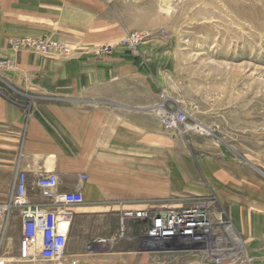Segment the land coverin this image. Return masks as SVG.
Here are the masks:
<instances>
[{
	"label": "rangeland",
	"instance_id": "374dc122",
	"mask_svg": "<svg viewBox=\"0 0 264 264\" xmlns=\"http://www.w3.org/2000/svg\"><path fill=\"white\" fill-rule=\"evenodd\" d=\"M56 2L0 0V97L26 120L41 102L111 106L89 95L87 86L102 80L123 77L127 93H160L154 110L162 125L160 107L187 114L174 130L162 127L174 136L173 170L144 176L142 188L118 165L108 184L140 188L141 203L208 202L242 243L241 255L236 250L222 264H264V0ZM134 34L140 43L127 45ZM50 82L56 88L44 91ZM21 155L22 148L17 162ZM16 175L0 179V201L9 199ZM105 226L96 225L89 251L106 252ZM7 231L0 227V264H50L16 259ZM157 263L144 254L142 264Z\"/></svg>",
	"mask_w": 264,
	"mask_h": 264
},
{
	"label": "crops",
	"instance_id": "0c3cea01",
	"mask_svg": "<svg viewBox=\"0 0 264 264\" xmlns=\"http://www.w3.org/2000/svg\"><path fill=\"white\" fill-rule=\"evenodd\" d=\"M49 3L55 6L60 2L49 0ZM47 84L44 91L49 92L57 85ZM87 89L92 99H101L111 106L98 107L91 102H41L25 120L19 106L0 97V179L5 174L24 171L28 176V198L34 204L46 202L35 186L37 175L41 173L57 174L62 191L80 189L83 192L85 202L72 208L74 219L68 245V252L78 264H142L144 254L152 255L157 264L168 262L166 256L142 250L137 225L129 222L122 233L120 212L122 208L141 205L142 199L136 194L140 188L126 184L112 186L106 176L112 174L114 166L123 165L126 168L123 174H128L130 181L142 187L144 176L151 181L154 171L166 174L169 169L173 170L174 136L164 131L154 110L160 102V93L150 91L146 97L137 90L127 93L123 77L102 80L100 84L88 85ZM20 148L22 158L17 162ZM81 174L87 175L83 183ZM161 181L165 183L164 179ZM163 187L151 189L163 190ZM104 222L106 252L89 251L96 225L101 232ZM8 226L6 243L18 259L19 210L13 212ZM180 261L183 260L176 259L173 264Z\"/></svg>",
	"mask_w": 264,
	"mask_h": 264
},
{
	"label": "built area",
	"instance_id": "2783aa9c",
	"mask_svg": "<svg viewBox=\"0 0 264 264\" xmlns=\"http://www.w3.org/2000/svg\"><path fill=\"white\" fill-rule=\"evenodd\" d=\"M125 40L127 45L136 46L140 43V36L134 34ZM5 64L6 62L0 59V66ZM162 120L164 128L172 131L187 120V114L185 111H179L175 113V119L168 117ZM86 180L87 175L81 174L80 182ZM35 186L46 200L45 203L30 202L28 176L24 171H18L12 194L8 200L0 201L2 227L7 228L6 217H11L12 211L20 212L21 238L18 260L78 264L77 259L68 252V245L74 219L72 208L85 202L83 192L80 189L60 190V179L55 173L37 175ZM129 222L139 227L137 238L142 250L155 256H166L168 262L163 264H173L176 259L185 260L193 255L201 258V264H222L236 254L237 249L229 230L231 227L234 230L235 228L230 222L217 217L206 201H196L188 206L178 207L168 202L148 200L121 211L122 233ZM164 239L166 241H163ZM206 251H213L218 255ZM230 251H233V254L230 255Z\"/></svg>",
	"mask_w": 264,
	"mask_h": 264
},
{
	"label": "bare ground",
	"instance_id": "6f19581e",
	"mask_svg": "<svg viewBox=\"0 0 264 264\" xmlns=\"http://www.w3.org/2000/svg\"><path fill=\"white\" fill-rule=\"evenodd\" d=\"M163 107H160L159 109H157L159 111V113H161V118L163 119H166V118H172V119H175V113L174 111H170L169 113L168 112H165L164 109H162ZM234 227V226H233ZM230 230V235H231V238L233 239V244H234V247L239 250L240 253H242L243 251V248H242V243L240 242L239 238H238V233L231 227L229 228ZM164 235H168V233H164ZM239 240V241H238ZM163 241H166V239H164ZM206 252H211V253H214L215 255H218V253L216 252H213V251H206ZM233 254V251H230V255Z\"/></svg>",
	"mask_w": 264,
	"mask_h": 264
}]
</instances>
